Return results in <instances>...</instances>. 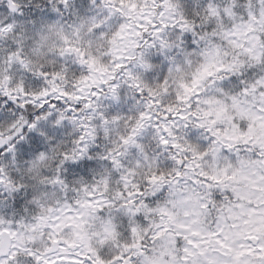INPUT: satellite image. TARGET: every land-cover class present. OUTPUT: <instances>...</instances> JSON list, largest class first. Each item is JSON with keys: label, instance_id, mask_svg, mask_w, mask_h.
Instances as JSON below:
<instances>
[{"label": "clouds", "instance_id": "9594fccd", "mask_svg": "<svg viewBox=\"0 0 264 264\" xmlns=\"http://www.w3.org/2000/svg\"><path fill=\"white\" fill-rule=\"evenodd\" d=\"M0 264H264V0H0Z\"/></svg>", "mask_w": 264, "mask_h": 264}]
</instances>
